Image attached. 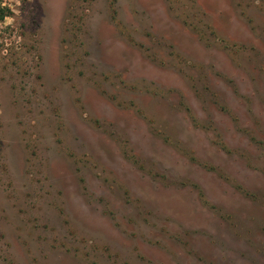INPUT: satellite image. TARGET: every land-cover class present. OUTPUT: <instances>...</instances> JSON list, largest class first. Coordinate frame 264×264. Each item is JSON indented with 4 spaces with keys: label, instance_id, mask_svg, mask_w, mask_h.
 <instances>
[{
    "label": "rangeland",
    "instance_id": "374dc122",
    "mask_svg": "<svg viewBox=\"0 0 264 264\" xmlns=\"http://www.w3.org/2000/svg\"><path fill=\"white\" fill-rule=\"evenodd\" d=\"M0 264H264V0H0Z\"/></svg>",
    "mask_w": 264,
    "mask_h": 264
}]
</instances>
